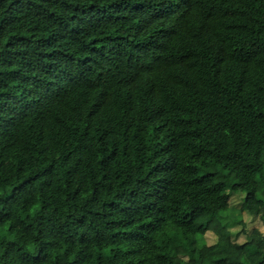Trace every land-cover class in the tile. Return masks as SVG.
<instances>
[{
	"label": "trees",
	"instance_id": "1",
	"mask_svg": "<svg viewBox=\"0 0 264 264\" xmlns=\"http://www.w3.org/2000/svg\"><path fill=\"white\" fill-rule=\"evenodd\" d=\"M263 185L264 0H0V264H264Z\"/></svg>",
	"mask_w": 264,
	"mask_h": 264
},
{
	"label": "rangeland",
	"instance_id": "2",
	"mask_svg": "<svg viewBox=\"0 0 264 264\" xmlns=\"http://www.w3.org/2000/svg\"><path fill=\"white\" fill-rule=\"evenodd\" d=\"M260 191L264 193V185L260 187ZM230 216L228 218L229 222H234L233 219H235V215H240V218L245 222L246 229L252 230V229H260L264 233V226L261 224L259 219H254L252 216H249L246 212L241 211L240 207V199L237 197V195H232V208L230 211ZM211 222L219 228L220 235L225 238L229 239V230L232 231L233 236H237L238 241H243L245 239L244 233H242V225L235 223L231 229H225L223 228L220 223H218L216 220L212 219ZM237 234V235H236ZM214 240L213 235L208 236V242L212 243Z\"/></svg>",
	"mask_w": 264,
	"mask_h": 264
}]
</instances>
